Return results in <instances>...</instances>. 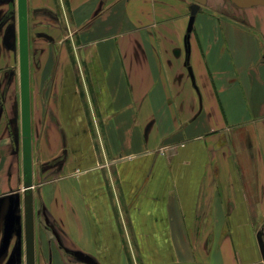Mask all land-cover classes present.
I'll list each match as a JSON object with an SVG mask.
<instances>
[{
	"label": "crops",
	"instance_id": "obj_1",
	"mask_svg": "<svg viewBox=\"0 0 264 264\" xmlns=\"http://www.w3.org/2000/svg\"><path fill=\"white\" fill-rule=\"evenodd\" d=\"M28 3L54 38L63 11L78 56L56 49L39 127L32 109L37 264H264V6ZM18 115L0 82V264L24 235Z\"/></svg>",
	"mask_w": 264,
	"mask_h": 264
},
{
	"label": "water",
	"instance_id": "obj_2",
	"mask_svg": "<svg viewBox=\"0 0 264 264\" xmlns=\"http://www.w3.org/2000/svg\"><path fill=\"white\" fill-rule=\"evenodd\" d=\"M208 0H193V12L196 13ZM241 8L264 6V0H230ZM15 28L5 38L7 42L14 35ZM17 36L20 71V117H21V150L23 174V227L25 264H37L36 250V208L34 192V154L32 124V93L29 39V3L28 0H17Z\"/></svg>",
	"mask_w": 264,
	"mask_h": 264
},
{
	"label": "rangeland",
	"instance_id": "obj_3",
	"mask_svg": "<svg viewBox=\"0 0 264 264\" xmlns=\"http://www.w3.org/2000/svg\"><path fill=\"white\" fill-rule=\"evenodd\" d=\"M208 2V1H207ZM207 3L205 5H202L201 8L206 7ZM223 10H221L219 13H224V14H232L235 12V8H237L233 3H228V5L223 4L222 5ZM200 8V9H201ZM234 11V12H232ZM60 17L62 20L63 26L59 28V35L57 38L53 37L52 33L48 32L49 34L52 35L54 38L52 41L47 40L43 36L38 37L35 39L34 43L32 42L31 46V72H32V88H31V93H32V109H33V115H34V122H35V127H39L41 121H37L38 117L39 119L41 118L42 114L47 113L48 111V106H49V98L52 94V89H53V83H54V78L51 76V69L53 68L56 56V49L54 48L55 46L57 47V51L59 50L58 56H57V62L63 63L64 58H66L67 61H71L72 63L78 62V56L76 57L75 55L70 54V46H71V39L69 38V29L66 26L64 22V13L60 9ZM32 16V10H30V26H31V35L36 34L37 28L35 26H32V21L33 17ZM34 23H36V20H34ZM36 25V24H35ZM39 29L46 30V27H40ZM43 35H46L44 33ZM36 36V35H35ZM67 40V41H66ZM77 41V40H76ZM16 42V41H15ZM77 43V42H76ZM17 45V44H16ZM37 47L39 52H36L35 56V61H33L34 56L32 55V51ZM67 51L66 55H62L61 52L63 49ZM75 57L77 59H75ZM13 63L15 64V69L18 71V65H19V60H18V51L16 50V53H13ZM52 88V89H51ZM2 93V92H1ZM9 96H12L15 101L16 105V110L18 111V122H19V128L21 126V117H20V82H19V76L18 73H16L13 81L11 82V85L7 89V93ZM18 216L23 214V209L22 207L19 206V209L17 210ZM15 215V214H14ZM21 219V218H20ZM7 222H12V225L10 226V229L14 226L15 223V216H10ZM22 225L23 227V220L21 221L20 226ZM11 231L7 232V240L9 242V247H8V255L10 253H14L17 255V261L15 264H25V253H24V235H20V245L21 246H14L13 243L15 242V235L12 237L11 236ZM41 264V263H38Z\"/></svg>",
	"mask_w": 264,
	"mask_h": 264
},
{
	"label": "flooded vegetation",
	"instance_id": "obj_4",
	"mask_svg": "<svg viewBox=\"0 0 264 264\" xmlns=\"http://www.w3.org/2000/svg\"><path fill=\"white\" fill-rule=\"evenodd\" d=\"M52 18V17H51ZM53 19V18H52ZM3 25L6 24L5 26V31L3 33V39H2V43L3 46L6 47L7 49L13 51V53H16V50L18 51V60H19V49H18V36H17V6H16V11H11L10 13H8L5 17L4 20L2 22ZM36 24V25H35ZM52 24V23H51ZM50 22L48 21V18H39L36 20V23H34L32 21V26L35 28L38 27H50L51 26ZM30 9H29V39H30V65H31V46H32V42L34 43L35 39H37L38 37H44L47 40L52 41L54 38L52 37L51 34L48 33V29L46 30H42V29H37L36 30V36L31 35V26H30ZM60 28L63 26L62 24H59ZM65 28V26H63ZM15 28V33L14 35L10 38V41L7 42L5 40V38L10 34V32L12 31V29ZM44 33H46V35H43ZM16 41V42H15ZM17 44V45H16ZM55 49H57V47H54ZM36 52H39V50L37 49V47H35V49L32 51V55L34 56L36 54ZM33 61H35V56ZM16 73H18L19 76V82H20V71H19V65H18V71H16L15 69V64L13 63L11 66H8L7 69L2 73L1 76V92L6 94L7 93V89L8 87L11 85V82L13 81ZM31 88H32V72H31Z\"/></svg>",
	"mask_w": 264,
	"mask_h": 264
}]
</instances>
